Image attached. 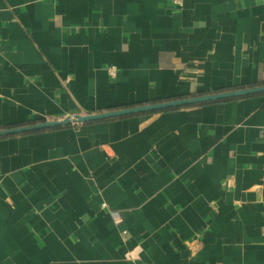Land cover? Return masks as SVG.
<instances>
[{"label": "crops", "instance_id": "0c3cea01", "mask_svg": "<svg viewBox=\"0 0 264 264\" xmlns=\"http://www.w3.org/2000/svg\"><path fill=\"white\" fill-rule=\"evenodd\" d=\"M179 1L0 0V130L264 86V0ZM0 264H264V92L0 136Z\"/></svg>", "mask_w": 264, "mask_h": 264}, {"label": "water", "instance_id": "95a60500", "mask_svg": "<svg viewBox=\"0 0 264 264\" xmlns=\"http://www.w3.org/2000/svg\"><path fill=\"white\" fill-rule=\"evenodd\" d=\"M260 92H264V86L256 87V88H249V89L235 90V91H230V92L214 93V94H209V95H204V96L186 98L182 100L160 102V103H155V104H148V105H143V106L112 110V111L102 112V113H97V114H88L84 116L73 115L72 118L66 117L58 121H45L43 123H39L36 125H31V126L0 130V136L24 133L28 131H35V130H41V129L54 128L58 126L68 125L73 122L74 123L76 122L77 123L95 122L99 120L114 119V118L132 115V114L142 113V112H153V111H161V110H167V109H172V108L192 106L196 104L219 101V100L235 98L239 96L255 94V93H260Z\"/></svg>", "mask_w": 264, "mask_h": 264}, {"label": "built area", "instance_id": "2783aa9c", "mask_svg": "<svg viewBox=\"0 0 264 264\" xmlns=\"http://www.w3.org/2000/svg\"><path fill=\"white\" fill-rule=\"evenodd\" d=\"M175 1L180 4V1L179 0H175ZM108 73H109V75H110L111 78H113V79L116 78L117 72H116V70H115L114 67H110L108 69ZM72 116L73 115H71L70 117L72 118ZM102 206L103 207H106V204L103 203ZM110 215H111V217L113 218V220H114V222L116 224H119L121 222V218H120V215H119L118 212L113 211V210H110ZM123 233L125 234V232H123ZM130 259H132V258H130Z\"/></svg>", "mask_w": 264, "mask_h": 264}]
</instances>
